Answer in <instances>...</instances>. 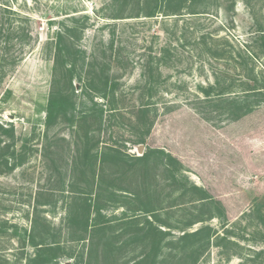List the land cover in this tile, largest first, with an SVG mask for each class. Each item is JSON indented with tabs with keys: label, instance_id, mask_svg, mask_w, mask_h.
Wrapping results in <instances>:
<instances>
[{
	"label": "rangeland",
	"instance_id": "rangeland-1",
	"mask_svg": "<svg viewBox=\"0 0 264 264\" xmlns=\"http://www.w3.org/2000/svg\"><path fill=\"white\" fill-rule=\"evenodd\" d=\"M254 1L247 7L245 0H236L233 11L215 8L197 20L187 15L179 19L160 15L111 19L128 14L133 4L127 0L116 4L113 0L4 3L15 12L11 19L14 24L20 23L18 27L25 30L29 41L14 47V54L20 52V62L0 82V124L13 129L11 139L4 135L2 140H11V151H16L20 159L0 174L1 257L11 264L29 262L37 253L31 245L33 222L38 224L32 233L37 242L41 224L46 225L52 242H60L48 264H82L88 241L69 242L78 230L67 226V207L73 200L68 181L73 169L84 167V148L96 143L91 152L107 154L104 144H123L130 156L142 155L146 147L164 150L173 157L169 169L153 157L157 163L152 179L157 185L156 201L124 199V205L131 208L130 216H142L139 210L150 207L158 209L155 228L148 233L149 228L144 232L142 227L132 226L126 234L121 228L113 229L110 238L115 250L109 264H135L145 254L150 257L156 245L160 256L157 262L167 264H264V94L257 106L259 98H251L257 100L250 103L251 112L235 121L227 119L218 106L195 100V96L201 97L197 86L212 84L214 74L226 72L225 79L236 82L235 93L240 92L244 80L238 77L234 61L213 58L206 46L197 44L201 34L207 36V48L221 50L228 45L232 57L242 53L244 46L257 52L255 75L259 86L264 85V52L255 44L254 35L257 23L264 26V7L260 8L264 0ZM57 32H63L66 44L71 42L75 50L85 53L80 59L77 56L79 66L93 59L95 70L105 67L116 77L118 89L125 96L121 117L105 112L107 103L100 96V81L95 80L98 93L89 91L83 83L85 73L78 68L57 82L56 89L67 94L69 106L45 132L54 56L51 41ZM162 47L168 50L159 66L162 77L153 64L154 78L150 82L155 92L146 101L157 104L150 107L149 119L154 123L145 136L146 144L135 145L144 136L139 134L144 127L139 126L135 112L141 99L149 96L142 92L141 98L139 94V90L148 88L141 73L149 57L158 58ZM100 110H104L102 119ZM87 112H96L99 119L92 117L81 123L80 117ZM86 135L90 139L85 140ZM116 166L108 156L106 184H110L109 174ZM198 169L204 170L201 175L196 173ZM75 178L77 189L89 181L79 173ZM203 197L206 201H199ZM113 206L103 210L107 219L120 217L124 210ZM200 229L198 239L180 244L178 239L184 233Z\"/></svg>",
	"mask_w": 264,
	"mask_h": 264
},
{
	"label": "trees",
	"instance_id": "trees-1",
	"mask_svg": "<svg viewBox=\"0 0 264 264\" xmlns=\"http://www.w3.org/2000/svg\"><path fill=\"white\" fill-rule=\"evenodd\" d=\"M9 1L12 2L13 0ZM117 1L119 0H113L115 4ZM253 1L254 0H245L244 4L249 7L248 5ZM7 2L8 0H0V82L5 77L6 72L9 69H13L20 62V56H18L20 55V52L14 54V47L16 45L20 47L29 41V37L25 34V30L18 27L20 23H13L11 16H14L15 12L9 6L4 4ZM127 3L133 4V7L131 10H128L129 12H126L128 13L126 16L125 14H118L119 16L115 15V18L112 16L110 18L114 20L139 18L151 19L160 15L164 16V18L174 17L173 19H179L187 15L189 18L196 19L206 17V15L215 8L223 7L225 12L233 11L235 9L236 0H127ZM262 7H264V4L260 6V8ZM257 24L254 32V35L257 37L255 44H257L259 49L264 52V26L262 24ZM206 40L207 36L201 34L199 37V43L197 44L206 46V51H208L213 58H218L225 63L234 61L236 69L238 70V77L244 78V80L240 82L242 85L239 90L240 92L235 93L233 92L235 89L233 87H236V82L233 80H226L225 76L227 74L225 71V73L214 74V81L212 84H208L206 87L200 85L197 86V89H199V92L201 93V97L195 96V100L207 106H218L227 119L235 121L251 112L248 108L251 106L250 103L257 101H250L251 98L260 99L256 102V106L261 103V97L264 94V85L259 86L254 66L255 60H258L257 56L259 55H257V52L251 51L247 46H244L242 53L238 52L237 56L235 55V57H232L231 51H229L230 49L227 48L228 45L227 47L223 46V49L221 50H212L207 48L208 43ZM66 41L67 39L64 37L63 32H57L54 42L51 41V44L54 46V56L51 94L46 108L44 124L46 128L45 132H47L50 124L59 113L62 110L67 109L69 106L70 100L67 94H63L60 90L56 89L57 82L67 74L71 76L78 68L85 73L83 83L85 88H88L89 91L95 94L98 93L97 91L99 90L95 88V80L98 79L100 81L101 85L99 86L102 88V94L100 96L102 99L106 100L107 103V105H105V112H107L110 117H121L125 108L120 105H122V98H125V96L123 91L118 89L116 77L110 75L108 68L102 67L98 71L95 70V64L92 62L93 59L86 63L83 62L79 66L77 56L80 59L85 53L83 51L79 52L75 50L72 43L70 42L69 44H66ZM224 41L225 44H228L226 40ZM164 53H168V50L162 47L158 53V58L153 59L152 57H149L147 64L143 67V72L141 73L148 88H143L142 91L139 90V94L141 93V98L142 92L149 96L146 100H143V98L141 99V105L137 112H135V116L138 117L137 122L139 123V126L144 127L139 132V134L141 133V135L144 136L139 138L137 142H135V145L146 144L145 136L149 133V130L154 123V119H149V114L151 112L150 107L156 108L157 104L152 105L146 101L151 99V96L153 95L152 93L155 92L152 83L150 82V80L154 78L153 69L155 68H153V64H155L159 77H162V73L159 71V66L162 63L161 61H164ZM64 54L65 56H63ZM78 75L79 77L81 76V74ZM86 82H88V85ZM240 95H242V97ZM90 98L91 100L94 99L91 95ZM103 114L104 110H100L99 115L101 119ZM92 117L99 119L96 112H92L91 114L87 112L80 117V122L85 123L87 119H92ZM12 134V128H5L0 124V174L8 171L18 160H20L16 156V151H11V148L13 147V143L11 144L10 140ZM4 135H7V137L10 138H7V141L9 142L2 140ZM88 139L90 138L86 135L85 140ZM92 140L93 139H91V141ZM96 146L95 143L90 147L84 148L82 155V165L84 167H81L83 169H79L78 171L77 169H73L70 174L71 179L68 181V188L72 189L71 195L73 197L71 198L73 200L72 202H69L67 207L69 208L66 216L67 226L69 229L76 226L78 230V234L77 232L71 234V240L69 242L88 241L87 253L84 256L82 264H109V260L113 258V250H115L113 249V241L110 238V232L114 231L116 227L121 228L120 230L123 234H126L128 228H131L132 226L140 227V229L142 227L143 230L145 229L144 232L148 231L146 228H149L150 230L148 233L151 232L152 228H155L153 222H156L158 218V209H152L150 207L146 210H139V213H141L142 216H136L135 214L130 216L131 208L128 209V207L124 205V199L128 201H136L144 197L145 199L143 200L146 202L156 201L157 185L155 184V181H152V179H155L156 175L155 172L153 174V169H155V166L157 165L154 158H156L161 164L165 163L164 165L168 169L170 167L168 162H173V157L161 149L145 147L142 155L130 156L125 153L126 146L123 144L120 145V147H123L122 149L116 144H104L103 147H105L107 154L102 153L101 150L91 152V149ZM108 156L110 160H113L115 165H117V169L109 174V177L111 178L110 184H106L107 172L105 160L108 159ZM150 159H152V162L148 163ZM97 161L99 162V165H97ZM130 161L136 163L131 165L129 164ZM137 164H140V166L137 167ZM166 171L170 170L166 169ZM77 172L83 178L86 177L89 179V181H85V183L82 184L85 185L84 188L77 189V187H74V185L78 184V179L75 178V175L78 174ZM74 179H77V181L74 182ZM194 189L197 188L194 187ZM104 195L106 197L103 199L102 196ZM74 196H76V198ZM119 197L122 198V201L119 200ZM206 199V197H203L199 199V201H206ZM150 204L151 203H146V205ZM113 205H116L117 207L120 206L124 210L120 217L107 219L103 214V210L109 207H113L114 209ZM92 213L94 215L93 218H91ZM140 218H142L143 221ZM36 224L37 223L32 222L31 245L37 250V253L31 257L27 264H48L51 259L50 256L52 255L53 258L54 252L60 246V242H52V236H49L45 224H41V229L43 230L40 232L41 234H37V236L39 235L40 237L37 242L34 235H32V233L36 231L35 229L38 228V224L37 226ZM124 228L126 229L124 230ZM159 232H161L160 229ZM201 232L202 229L192 233H184L178 240L180 244L182 242H187V240L194 242L195 238L198 239L200 237L199 235L202 234ZM156 247L157 245L151 249L152 255L150 257H148V254H145L142 256V259L138 260L135 264H147L149 262H153V264H167L166 261L157 262V258L160 256H157V250H155ZM197 257L198 256L194 257L193 260L196 261ZM179 260L180 259H178V261ZM9 261L10 260L0 256V264H11Z\"/></svg>",
	"mask_w": 264,
	"mask_h": 264
},
{
	"label": "crops",
	"instance_id": "crops-1",
	"mask_svg": "<svg viewBox=\"0 0 264 264\" xmlns=\"http://www.w3.org/2000/svg\"><path fill=\"white\" fill-rule=\"evenodd\" d=\"M199 165H200V164H199ZM199 165H198V166H199ZM192 169H195V168L193 167ZM201 171H204V170H202V169H198V170H196V173H197V174L199 173V174L201 175V173H200Z\"/></svg>",
	"mask_w": 264,
	"mask_h": 264
},
{
	"label": "water",
	"instance_id": "water-1",
	"mask_svg": "<svg viewBox=\"0 0 264 264\" xmlns=\"http://www.w3.org/2000/svg\"><path fill=\"white\" fill-rule=\"evenodd\" d=\"M141 149H142V146H141L140 150H138V151H139V153H141ZM140 155H141V154H140Z\"/></svg>",
	"mask_w": 264,
	"mask_h": 264
}]
</instances>
